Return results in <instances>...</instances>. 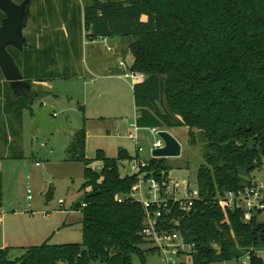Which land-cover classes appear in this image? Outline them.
I'll list each match as a JSON object with an SVG mask.
<instances>
[{
    "label": "trees",
    "instance_id": "trees-1",
    "mask_svg": "<svg viewBox=\"0 0 264 264\" xmlns=\"http://www.w3.org/2000/svg\"><path fill=\"white\" fill-rule=\"evenodd\" d=\"M59 1L66 23L64 58L80 56L71 35L83 30L93 38H130V72L145 76L133 91L137 126L188 128V143L201 146L200 199L188 212L172 203L163 213V229L178 231L196 245L195 264L239 260V253L250 254L249 264H264L254 251L264 244V222L258 216L246 224L241 211H224L218 203L227 192L252 185L248 176L264 160V0H94L84 8L83 20L81 9L71 8L74 0ZM30 42L19 59L27 82L72 75L69 64L59 70L56 46L39 50ZM44 95L32 93L37 100ZM33 102L0 85V140L7 158L22 157L23 114ZM66 154L67 162L85 167L81 190L91 189L76 207L83 215L82 243L31 247L14 261L9 250H0V264H132L134 255L145 261L154 251L142 248L150 242L142 234L145 209L137 202H118L138 182L137 175L122 172L129 154L121 150L117 158H108L98 151L95 160L87 159L85 132L76 134ZM94 161L102 167L94 170ZM145 172L167 183L165 159L151 160Z\"/></svg>",
    "mask_w": 264,
    "mask_h": 264
},
{
    "label": "rangeland",
    "instance_id": "rangeland-1",
    "mask_svg": "<svg viewBox=\"0 0 264 264\" xmlns=\"http://www.w3.org/2000/svg\"><path fill=\"white\" fill-rule=\"evenodd\" d=\"M49 1L52 2L55 9L49 7L47 3ZM49 1H42L32 7L36 19L30 22V25L33 26L34 32H38L37 49L57 47L58 68L62 70L66 64L71 65L73 57L71 58L70 55L65 59L63 55L65 46L62 41L66 39L63 35L65 32L63 27H66L64 26L66 23L61 15V2L59 0ZM73 5L81 9L78 0H74L71 8ZM82 34L85 35L84 32ZM71 37L73 40H78L79 47L82 46L81 34L71 35ZM125 39L129 43L132 42L130 38ZM127 49L128 43L118 49L123 57H118L116 63L119 65L120 62H124L125 68L129 70L128 74H132L130 69L134 58L131 52L127 53ZM81 68V73L75 79H56L45 84L41 83L40 88L45 93L44 97H40L36 105L23 114L22 139L19 143L22 152L21 158H7L9 156L7 147L0 140V156L3 157L0 158L1 193L3 196L0 214L5 219L8 228L7 235L12 243L19 242L23 246L40 245L46 240L44 231L47 229L50 231L49 244L51 245L82 243L83 236L80 225L76 223L71 227L63 225L66 222V216L63 213H73L72 220L80 217V213L73 210L74 205L80 203L86 192L91 190L89 188L81 190L85 183L84 165L65 161L66 151L74 142L78 132H85L87 135L86 155L90 160L96 159L97 150H104L109 157H112L118 154L119 148H127L131 155L136 156V145L129 138L130 132L133 131L130 125L136 124V112L132 92L133 84L131 80L124 78L127 72L123 73L122 82L117 84L102 79L93 82L85 97V92L82 89L83 83L90 81L92 77L88 72L87 63H82ZM93 71L102 73L101 70L93 69ZM112 101L117 104L115 105L116 111L110 108ZM42 102L52 103L50 105L58 110L57 113L60 116L55 119L65 118L69 131L57 130L49 138H46L42 129L34 130V117ZM175 133L182 145V155L180 158L165 159V165L168 167V185L173 188L175 184H178L195 190L197 189L198 166L202 161L201 146L193 147L187 142L189 134L187 129H177ZM138 138L143 153H150L152 156L156 137L145 129L139 131ZM248 145L253 147L254 143L250 141ZM139 160L142 164L149 163L143 158ZM37 163L40 166H37ZM91 166L94 170L102 167L101 163L97 161H94ZM248 180L264 185V160L262 165L256 168L250 177L248 176ZM50 187H52L53 200L47 202L45 195ZM28 196H31L32 199L28 200ZM60 201H63V207L60 206ZM258 219L264 222V214L260 215ZM17 227H20L19 229L24 232L22 235L18 236V233L14 231ZM23 228L29 230L28 233ZM14 238H19V241H15ZM142 248L154 249V251L147 254L145 261L134 255L132 264H166L154 243L144 244ZM254 251L264 260V244L256 247ZM23 253L24 250L21 248H12L9 259L13 261L19 259ZM246 256L247 253H239V260L234 257L231 261L217 264H241L245 261ZM181 261L185 262L184 264H195L192 255L180 256L177 259V264L182 263Z\"/></svg>",
    "mask_w": 264,
    "mask_h": 264
},
{
    "label": "built area",
    "instance_id": "built-area-1",
    "mask_svg": "<svg viewBox=\"0 0 264 264\" xmlns=\"http://www.w3.org/2000/svg\"><path fill=\"white\" fill-rule=\"evenodd\" d=\"M133 86L143 81L142 74H128ZM55 118L57 115H54ZM133 129L129 134V138L134 142L137 152H143L140 146L138 133L139 127L137 124L131 125ZM165 129H149L156 141L153 145V151L164 148V141L159 136V133ZM37 166H40L37 163ZM149 164L141 163L135 157L131 159L130 167L132 174L137 175L138 182L132 188V191L125 198H120L119 203L124 201L137 202L143 205L145 209V225L142 231L144 237L151 243H154L159 250V253L164 257L166 264H177V259L180 256L192 255L196 252V245L188 242L184 235L178 231H168L163 229L164 219L163 213L165 210H170V205L179 204L183 212H188L193 207L194 203L200 199L198 188L195 190L189 187H182L175 184L172 188L168 182L161 185L151 173L145 172ZM30 194V191L28 192ZM32 197L28 196V200ZM60 206L63 207V201H60ZM219 206L224 211H241L243 213V221L249 224L258 217L264 214V185L253 183L245 188L229 191L218 200ZM82 207H85L83 204ZM184 264L185 262L181 261ZM250 263V254L247 253L245 261L241 264Z\"/></svg>",
    "mask_w": 264,
    "mask_h": 264
},
{
    "label": "crops",
    "instance_id": "crops-1",
    "mask_svg": "<svg viewBox=\"0 0 264 264\" xmlns=\"http://www.w3.org/2000/svg\"><path fill=\"white\" fill-rule=\"evenodd\" d=\"M93 1L94 0H78L79 4L81 6L82 20H83L84 8L86 6L91 5ZM100 1L107 2V1H114V0H100ZM64 26H66V25H64ZM63 29H64V31H66V27L65 28L63 27ZM83 32H84L85 35H83L81 33L82 46H81L80 56H76L74 53H73V55H71V58L73 57V61H72L71 65H70L71 66L72 75L69 76L68 78H62V79H64V80H72V79L77 78L79 76V74L81 73V71H82L81 70L82 69L81 68V64L82 63H85V64L87 63L88 66H89V68H87V69H88V72L91 75L92 79L90 81H85L83 83L82 89H83V92H85L84 93L85 97H86V94L88 93V91H90L89 86L93 82H97L100 79L108 80V81H111V82H114V83L117 84L119 82H122V77H123L122 75H123L124 72H127V74L124 76V78L126 80H131L130 78L126 77L128 75V71L129 70L127 68H125L124 62H120L119 65L116 63V61L118 60V57H123L119 53L118 49H121L122 45H124L125 43H128V49L126 51H127V53L130 52V43L131 42L129 43L127 41V39H123V38L118 37V36H116V37L93 38L89 32H86L85 30H83ZM104 66H105V68H103ZM93 69L94 70H101L102 73H95V71H93ZM76 71H78V72L76 73ZM144 80H145V77H144L142 82H144ZM142 82H140V83H142ZM45 83H47V82H45ZM131 83H132V81H131ZM42 84L40 83V85H42ZM37 85H39V84L37 83ZM133 91H134V86L132 87V92ZM133 96H134V93H133ZM86 101H88V100L86 99ZM111 103L112 104L110 105V108H113L116 111V109H115L116 106L115 105H117V104L115 102H113V101ZM50 104L52 105V103H49V102L48 103H43V105H50ZM134 106H135V101H134ZM81 108L83 109V107H81ZM57 111L58 110L56 109L55 114H54V115H57L56 118L60 117L59 113H57ZM135 112H136L135 122H137V119L140 117V113H139V109L136 106H135ZM145 129L149 130V128H141V129H139V131L140 130H145ZM177 129H185V130L187 129L189 131L188 128H184V127L183 128L165 129V130L169 131L179 141V139L177 138L176 133H175V131ZM130 133H132V132H130ZM188 137H189V134H188ZM86 140H87V135H86ZM187 142H188V138H187ZM86 147H87V142H86ZM121 150L126 151L129 154L130 159H133L135 157H137L138 159H140V158L142 159L143 158V159L149 161V163L151 162V160L155 159L153 156H150V153L146 154L145 152L144 153L143 152L138 153L136 151V154H135L136 156L131 155L128 152L127 148H125V149L124 148H119L118 154L116 156H112V157H109L104 150H97V152L98 151H103L108 158H117L118 155H119V152ZM86 157H87V155H86ZM66 159H67V157H66ZM66 159H65V161H66ZM87 159H90V158L87 157ZM130 162H131V160L122 163L121 168H122V172L124 174H126V172L129 171ZM68 163H71V162H68ZM131 174H132V172H131ZM83 200H84V197H83V199L81 200L80 203H83ZM78 204L79 203L74 205V209L73 210L77 211V213H80V217L76 218V220H72L71 218H73V213H71V212L70 213H63L66 216V222L63 223V225H68V227H71V226L75 225V223H76L77 225L81 226L82 231H83V215H82L81 210H79L80 212L78 210H76V207H77ZM19 228L20 227H17L14 230L15 232L18 233V236L22 235L24 233ZM7 229L8 228L6 226L5 219L0 214V250H6L7 249V250L11 251L12 248H21V249L24 250V253H25V250L28 249V248L41 246L43 244H49V239L51 237L50 234H49L50 231L47 229L48 231L47 230H45L46 232L44 231V233H45V236H44L45 238L44 239H46L45 242H43L40 245L23 246V245H20L19 242L12 243L10 241L11 239L8 238ZM24 230L26 231V233H28L27 231H29V230H26V229H24ZM42 234H43V232H42ZM26 235H28V234H26ZM15 241H19V238H16ZM69 244H72V243H69ZM60 245H66V244H60Z\"/></svg>",
    "mask_w": 264,
    "mask_h": 264
},
{
    "label": "water",
    "instance_id": "water-1",
    "mask_svg": "<svg viewBox=\"0 0 264 264\" xmlns=\"http://www.w3.org/2000/svg\"><path fill=\"white\" fill-rule=\"evenodd\" d=\"M31 1H25L18 5L14 0H0V10L6 15L0 27V69L5 80L10 86L12 92L17 97L32 98V93L37 89L32 88V84L25 81L14 59L7 52L8 46H13L22 50V47L28 45V41L23 35V28L27 25L31 15ZM42 104V105H41ZM39 111L34 117V130L42 129L46 138L57 130L69 131L65 118L55 119L56 109L51 105L39 104ZM159 136L164 141V148L153 151L152 156L155 159L180 158L182 155L181 143L169 132L163 130ZM131 174V167L126 172ZM47 202L53 200L52 187L45 195Z\"/></svg>",
    "mask_w": 264,
    "mask_h": 264
},
{
    "label": "flooded vegetation",
    "instance_id": "flooded-vegetation-1",
    "mask_svg": "<svg viewBox=\"0 0 264 264\" xmlns=\"http://www.w3.org/2000/svg\"><path fill=\"white\" fill-rule=\"evenodd\" d=\"M25 1H31L32 2V4H31V6H30V11H31V15H30V18H29V20H28V23H27V25L23 28V35H24V37L26 38V40L28 41V45H25V46H23L22 47V50H20V49H17V48H15V47H13V46H8L7 47V52L11 55V57L14 59V61H15V63H16V65H17V67L19 68V70H20V73L22 74V76H23V78H24V75H23V70L21 69V67H20V63H19V59H21V57H23V55H24V53H25V50H27V49H29V47H31V45H32V43L30 42L31 40H34V43H36V37H37V31L36 32H34L33 31V29H32V27H31V25H30V22H32V21H34L35 19H36V14H34L33 12H32V7L34 6V5H36V4H38V2L36 1V0H14V2L16 3V4H18V5H22ZM1 11V10H0ZM2 12V11H1ZM2 14H3V17L1 18V20H0V27L2 26V22H3V20L6 18V15L2 12ZM24 80H25V78H24ZM26 81V80H25ZM39 85H40V83H38ZM0 85H1V89H5V86L6 87H9L10 88V86L8 85V83L6 82V80H5V77H4V74H3V72H2V70L0 69ZM39 85H37L36 83L34 84V85H32V88H35V89H37L36 87H39L40 88V86ZM10 90H11V88H10ZM12 91V90H11ZM36 91H41V92H43L42 90H41V88L40 89H37ZM14 94V93H13ZM34 102V104L33 105H36V103H37V99H36V97L34 98V96H32V98H31ZM33 107V106H32Z\"/></svg>",
    "mask_w": 264,
    "mask_h": 264
}]
</instances>
